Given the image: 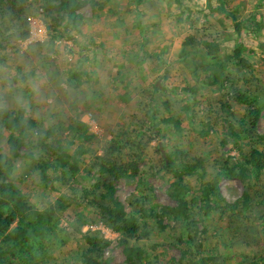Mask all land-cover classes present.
I'll use <instances>...</instances> for the list:
<instances>
[{
    "label": "rangeland",
    "instance_id": "obj_1",
    "mask_svg": "<svg viewBox=\"0 0 264 264\" xmlns=\"http://www.w3.org/2000/svg\"><path fill=\"white\" fill-rule=\"evenodd\" d=\"M95 1L106 4L104 11L95 12L86 5L78 13L75 29L54 26L41 0H0V108H24L44 128L57 123L66 128L71 120H80L94 136L95 157L121 138L123 131L132 136L144 126L149 134L138 175L116 183V198L129 214L140 208L159 211L174 206L170 197L174 179L164 168L166 155L184 150L207 157L209 172L220 165L221 156L238 159L237 147L230 140L222 146L221 141L228 124L239 121L245 111L229 99L227 82L213 83L209 73H199L204 56L188 50L189 55L181 58L183 42L188 36L213 42L224 61H229L238 45L244 48L254 67L253 80L240 77L232 67L229 73L241 78L244 91L258 98V134L264 137V0H225L227 10L234 11L244 26L240 35L218 10L222 0ZM251 15L263 26L261 30L247 24ZM151 114L158 118L154 126L159 125L160 132L153 128ZM169 118L178 120L179 133L166 123ZM207 121L212 131L202 138L199 134ZM5 139H0V155L7 154ZM252 146L264 153V142ZM90 160V155L85 156L78 172L67 176L49 171L47 184L27 160L7 161L6 168L10 180L38 209L62 195L70 197L74 207L68 212L81 213L89 221L82 232H100L110 243L105 256L114 264H126L124 238L82 199V189L94 183ZM60 177L69 182L59 181ZM188 183L198 190L195 178ZM221 191L234 203L244 187L239 180H223ZM259 197L264 200V186L251 191L248 211L216 209L201 221L199 231H206L201 237L217 264H239L247 257L264 255V204H258ZM150 225V237L139 244L149 251L142 264H176L180 254L171 238L175 222L164 219V231L155 223ZM80 248L76 240L61 251L71 254ZM54 257L61 262L60 251ZM70 264H77L75 255Z\"/></svg>",
    "mask_w": 264,
    "mask_h": 264
},
{
    "label": "trees",
    "instance_id": "obj_2",
    "mask_svg": "<svg viewBox=\"0 0 264 264\" xmlns=\"http://www.w3.org/2000/svg\"><path fill=\"white\" fill-rule=\"evenodd\" d=\"M41 1L48 9L54 26L75 29L78 27V13L86 5L95 12H102L106 7V4L95 0ZM218 10L231 21L234 31L240 35L244 26L234 11L227 10L225 0L220 1ZM246 22L257 31L263 28L256 16L251 15ZM27 34L25 31L22 37ZM188 50L204 56V63L197 67L199 73H209L213 83L227 82L232 93L229 99L245 107L239 121L228 124L221 141L222 146L230 140L237 147L238 159L221 156L220 165L209 172L207 157L192 156L184 150L166 155L164 168L174 179L170 197L175 205L162 207L159 211L140 208L129 214L116 198V183L138 175L149 129L141 126L132 136L129 131H123L121 138L113 140L101 156L95 157L91 149L94 136L80 120H71L66 128L58 123L44 128L42 121L33 118L24 108L15 111L0 108V139L6 136L7 148V154L0 155V264H70L72 255H75L77 264H114L105 256L110 243L103 235L97 231L83 233L82 228L89 221L81 213L68 212L74 207L70 197L62 195L45 208L38 209L7 175V161L24 159L39 172L41 182L47 184L51 180L49 171L64 176L78 172L87 155L91 157L88 168L94 176V183L90 189H82V199L113 232L124 238L122 246L126 264H142L149 251L139 244L150 237V223H155L161 231L166 230L164 219L175 222L171 238L180 254L176 264H217L216 258L206 249L205 237H201L206 231H199V225L216 209L248 211L251 191L257 186H264L261 184L264 153L252 146L264 142V137L258 134L261 109L258 98L244 91L241 78L229 73L232 67L238 70L240 77L247 80L254 78V67L244 56L242 46L238 45L232 51L229 61L218 58L219 45L200 41L194 36L185 38L180 55L182 59L189 55ZM159 88L154 86L155 90ZM223 106L230 109L228 105ZM150 119L153 128L160 132L159 125L154 126L158 120L156 115L151 114ZM166 123L177 133L181 131L178 120L169 118ZM202 125L199 135L206 138L212 131V124L207 121ZM243 143L245 147H242ZM24 149L27 151L23 152ZM191 178L199 183L197 191L189 186ZM235 179L243 184L244 192L240 199L230 203L222 194L221 183ZM58 180L69 182V178L60 177ZM257 201L259 205L264 204L262 197ZM76 240H79L80 250L71 254L61 251ZM262 240L264 247V227ZM57 251H60V263L54 257ZM239 264H264V255L255 259L247 257Z\"/></svg>",
    "mask_w": 264,
    "mask_h": 264
}]
</instances>
